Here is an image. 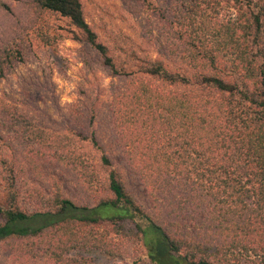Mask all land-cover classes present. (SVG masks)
Returning a JSON list of instances; mask_svg holds the SVG:
<instances>
[{"label": "trees", "instance_id": "obj_1", "mask_svg": "<svg viewBox=\"0 0 264 264\" xmlns=\"http://www.w3.org/2000/svg\"><path fill=\"white\" fill-rule=\"evenodd\" d=\"M33 1L67 20L123 81L108 94V127L126 168L100 142L94 115L78 132L37 127L32 139L95 199L77 204L54 185L30 189L38 206L23 207L20 179L37 164L15 158L0 185L7 264H264V0H170V14L157 11L165 45L137 58L98 42L80 0ZM11 45L0 47V80L23 60ZM70 114L79 120L76 106Z\"/></svg>", "mask_w": 264, "mask_h": 264}, {"label": "rangeland", "instance_id": "obj_2", "mask_svg": "<svg viewBox=\"0 0 264 264\" xmlns=\"http://www.w3.org/2000/svg\"><path fill=\"white\" fill-rule=\"evenodd\" d=\"M80 1L84 19L98 42L117 56L142 57L145 53L155 54L158 42L165 45L168 34L157 20V11L170 14V0ZM33 2L6 0L9 10L0 9V47L16 45L23 54L22 62L0 80V185L7 167L16 168L15 158L30 159L37 166L20 179L25 192L23 207L33 210L38 206L35 197L29 195L30 189L48 193L54 185L75 203L90 205L95 197L83 190L70 169L47 156L50 147L38 144L32 132L37 127L51 134L66 133L69 127L78 132L77 126H86L94 115L93 126L100 142L111 149L114 165L126 168L108 127V94L121 87L123 81L112 79L98 54L74 39V28L67 20L38 9ZM72 106L78 108L79 120L70 114ZM125 175L128 190L147 209L141 183L128 169ZM0 264H7L1 253ZM92 264L129 261L95 258Z\"/></svg>", "mask_w": 264, "mask_h": 264}]
</instances>
